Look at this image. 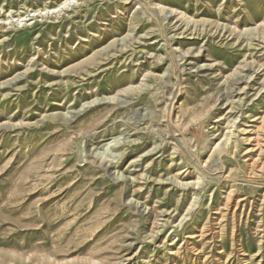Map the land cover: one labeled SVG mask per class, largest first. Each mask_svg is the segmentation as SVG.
Returning <instances> with one entry per match:
<instances>
[{"label": "rangeland", "instance_id": "obj_1", "mask_svg": "<svg viewBox=\"0 0 264 264\" xmlns=\"http://www.w3.org/2000/svg\"><path fill=\"white\" fill-rule=\"evenodd\" d=\"M0 264H264V0H0Z\"/></svg>", "mask_w": 264, "mask_h": 264}]
</instances>
